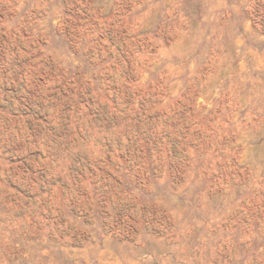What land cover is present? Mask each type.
Returning a JSON list of instances; mask_svg holds the SVG:
<instances>
[{
	"label": "rangeland",
	"instance_id": "1",
	"mask_svg": "<svg viewBox=\"0 0 264 264\" xmlns=\"http://www.w3.org/2000/svg\"><path fill=\"white\" fill-rule=\"evenodd\" d=\"M0 264H264V0H0Z\"/></svg>",
	"mask_w": 264,
	"mask_h": 264
}]
</instances>
